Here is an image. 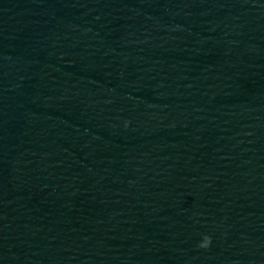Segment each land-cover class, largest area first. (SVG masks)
<instances>
[{"label": "clouds", "instance_id": "9594fccd", "mask_svg": "<svg viewBox=\"0 0 264 264\" xmlns=\"http://www.w3.org/2000/svg\"><path fill=\"white\" fill-rule=\"evenodd\" d=\"M210 242H211V238L206 236V237H204V240L200 246L201 247H207V246H209Z\"/></svg>", "mask_w": 264, "mask_h": 264}]
</instances>
